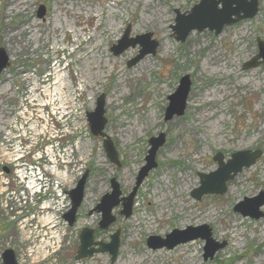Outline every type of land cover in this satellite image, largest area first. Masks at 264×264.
I'll list each match as a JSON object with an SVG mask.
<instances>
[{"label": "rangeland", "instance_id": "374dc122", "mask_svg": "<svg viewBox=\"0 0 264 264\" xmlns=\"http://www.w3.org/2000/svg\"><path fill=\"white\" fill-rule=\"evenodd\" d=\"M199 1L0 0V47L9 57L0 74V115L13 114L16 140L28 138L36 113L46 137L55 128L59 138L54 143L61 146L62 159L56 153L52 161L66 191L82 174L88 175L69 235L56 210L55 229L29 218L0 229V251L14 247L21 264H264V215L255 219L233 211L243 197L264 190V63L243 69L258 52L257 38L264 42V0H259L253 18L223 26L218 35L192 30L177 42L171 30L174 9L187 12ZM40 4L46 6L45 20L36 16ZM127 25L131 37L150 32L159 43L155 55L131 67L126 64L139 45L117 56L110 51ZM186 74L191 85L186 109L165 121L168 95ZM101 94L107 120L103 131L114 144L120 166L109 161L102 137L90 132L86 119ZM159 133L166 140L156 153L157 166L136 190L132 214L120 215L118 205L112 210L115 221L99 229L100 214L88 213L111 191V177L122 196L131 191L145 163L148 139ZM28 148L26 144L21 149ZM249 149H261L260 159L229 180L225 193L198 201L191 196L199 185L198 172L216 169L212 156L217 151L227 160L231 153ZM159 198H167L160 210ZM203 224L216 242L225 244L211 259L203 258L201 238L171 249L146 244L148 236L164 238L173 229ZM30 225L35 230H27ZM82 227L93 228L94 239L102 243L119 230L115 262L108 252L74 259ZM64 235L70 241L64 239V253L58 252L54 260L51 249Z\"/></svg>", "mask_w": 264, "mask_h": 264}, {"label": "water", "instance_id": "95a60500", "mask_svg": "<svg viewBox=\"0 0 264 264\" xmlns=\"http://www.w3.org/2000/svg\"><path fill=\"white\" fill-rule=\"evenodd\" d=\"M259 0H200L194 4L190 11L180 12V10L174 9L175 24L171 25V30L174 35V39L177 42H183L192 30L201 32L204 29L213 31L215 35L220 34L223 30V26L233 25L244 19H251L258 11ZM46 6L40 4L36 12V16L45 20ZM130 25L126 26L123 31V35L116 41V44L112 45L110 51L114 56L127 50L129 47L140 46L138 53L135 57L128 60L126 66H133L140 59L146 55H155L159 43L152 38V33L138 34L135 37H131ZM257 50L255 56L247 60L243 64V69L254 68L264 63V42L257 38ZM9 57L6 51L0 47V74L9 64ZM190 77L189 75H183L179 82L178 87L172 94L168 95V104L166 106L163 118L165 121L171 120L173 115L181 116L186 109V100L190 90ZM104 95L101 94L97 97L94 111H88L86 118L89 122V130L94 136H101L103 142L104 151L110 162L120 166L118 160V154L115 151L114 144L109 139L103 129L107 120L104 117ZM149 148L147 149V155L144 158V164L137 171V175L134 180V186L131 191L126 195H121L120 185L117 183L114 177H111L109 185H111V191L102 194L99 202L88 213L91 215L93 212L100 214V221L98 222L99 229H107L111 225L116 216L112 215L114 207L121 205L119 214L130 217L132 214L133 200L136 195V190L142 184L141 182L150 173L152 169L157 166L155 161L156 153L158 149L165 143V134L159 133L157 136H152L148 139ZM262 154L261 149L255 150H239L231 153L227 160H225L223 154L219 151L212 156L217 167L214 171H210L207 174L198 172L199 185L191 190V196L195 200H200L202 196L214 194L219 195L225 193L227 190V183L232 180L243 168H248L253 165ZM88 175L87 172L82 174L76 183L75 187L66 191L67 196L70 199V206L64 219L69 222V226L76 221V214L79 209L80 203L84 198L85 182ZM264 205V190L259 192L252 198L243 197L241 202L236 203L233 206V211L240 213L243 216L258 219L263 217L264 210H260ZM94 229L83 227L79 235L80 244L78 251L75 255V259L79 260L86 256H92L94 253L108 252L110 254L111 263L115 262L119 250V230L117 229L114 234L109 236L110 241L102 243L93 239ZM201 238L204 240L203 258L204 260L211 259L215 252L222 249L225 246L224 241L221 243L216 242L210 234V229L207 225L189 226L185 229H173L167 233L164 238L160 236H148L146 244L152 249L166 247L174 248L179 243L189 242V240ZM1 264H17L15 254L10 248L2 251Z\"/></svg>", "mask_w": 264, "mask_h": 264}, {"label": "flooded vegetation", "instance_id": "af4514ba", "mask_svg": "<svg viewBox=\"0 0 264 264\" xmlns=\"http://www.w3.org/2000/svg\"><path fill=\"white\" fill-rule=\"evenodd\" d=\"M12 115L13 114H11L9 111L0 115V219L2 221L0 224V229L5 231L10 227H17V225L24 221L25 218H29L28 220L31 222L39 221L42 223L41 225L43 227H45L47 224H52V228L55 229L57 224L56 221L52 219V217L56 210H60L59 218L62 219L64 229L66 230L65 232L68 234L70 232L69 222L64 219V214H66L68 208L64 201L61 200V197L56 195L53 187L54 176L52 174V170L53 168H56L53 165L54 162L52 161L53 155L55 157L56 153H58L59 159H62V156L60 155L61 146L54 143L56 139L58 140L59 133L56 132V134H53L52 132H49L48 136L46 137L43 133L40 115L36 113V118L34 121L31 120L30 123V126L32 127L30 128L28 138L22 139V137H20L18 140H16V135L13 133L15 124L12 125ZM26 144L30 145L28 152L21 149ZM16 145L20 146L21 151H18V147ZM29 171L33 172V175L36 176L34 177V180L36 184H40L41 188L39 191H34L33 195H31V190L29 191L27 188V174H29ZM59 184L62 197H64V200H67L66 186L63 184V179L59 180ZM16 199L19 200V204H17ZM4 219H8L9 221H3ZM47 219L48 221H44ZM28 229L35 230L34 227H31V225L29 228H27V230ZM52 233L55 234L56 232ZM2 237L3 236H0V238ZM64 239L67 240V242L70 241L69 237L64 235L60 241V244L55 247L52 246L53 248L51 251L54 260L56 259L58 252L62 251L64 253V244L66 242H64ZM7 248H10L15 254L17 264H21L18 262L19 253H17V249L11 246H8ZM3 250L0 251V262ZM66 251L69 250L66 249ZM69 257L70 260H72V251L69 254ZM109 260L111 259L109 258Z\"/></svg>", "mask_w": 264, "mask_h": 264}, {"label": "bare ground", "instance_id": "6f19581e", "mask_svg": "<svg viewBox=\"0 0 264 264\" xmlns=\"http://www.w3.org/2000/svg\"><path fill=\"white\" fill-rule=\"evenodd\" d=\"M63 85V84H62ZM42 129V128H41ZM53 170H54V168H53ZM159 197V196H158ZM166 200H167V198H162V200L159 198L158 200H156L157 201V203L158 204H160V206H159V210L163 207V205H164V203L166 202ZM163 201V202H162ZM167 213H170L169 211H167ZM41 219H43V218H41ZM44 221H48V219L47 220H44ZM48 225V224H47ZM42 237H44V236H42ZM46 244H47V241L45 242V246H46ZM138 255V254H137ZM139 256H137V258H138ZM138 260V259H137ZM134 264V263H133Z\"/></svg>", "mask_w": 264, "mask_h": 264}, {"label": "built area", "instance_id": "2783aa9c", "mask_svg": "<svg viewBox=\"0 0 264 264\" xmlns=\"http://www.w3.org/2000/svg\"><path fill=\"white\" fill-rule=\"evenodd\" d=\"M53 186L55 187L56 192H57V194L59 195V190H60V188L58 187V180H57V179H54V181H53Z\"/></svg>", "mask_w": 264, "mask_h": 264}]
</instances>
